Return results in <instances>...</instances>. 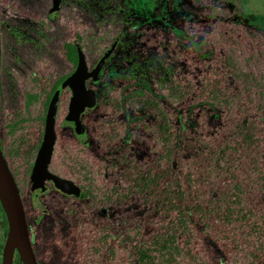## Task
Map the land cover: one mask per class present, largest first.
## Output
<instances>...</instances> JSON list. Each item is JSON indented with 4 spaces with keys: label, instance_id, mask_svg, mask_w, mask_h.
Returning <instances> with one entry per match:
<instances>
[{
    "label": "rangeland",
    "instance_id": "rangeland-1",
    "mask_svg": "<svg viewBox=\"0 0 264 264\" xmlns=\"http://www.w3.org/2000/svg\"><path fill=\"white\" fill-rule=\"evenodd\" d=\"M190 1L196 8L188 13L185 6L186 11L196 16L189 17L186 25H191L188 34L194 38L190 46L184 39L180 43L179 99L173 82L153 85L161 99L146 95L164 114L179 103V137L173 139L170 132L168 140L167 134L156 133L161 123L155 131L134 122L132 175H122L128 181L124 180L127 192H121L127 198L122 213L129 218L118 226L98 221L78 236L63 228L51 234L52 228L47 230L45 225L33 246L39 264H264V0ZM60 17L73 18L74 26L79 19ZM82 20V47L90 66L95 53L88 34L94 27ZM119 29L111 27L107 40ZM64 38L60 35L54 41L55 48ZM119 89L112 90V100L99 102L95 111H86L82 118L91 147L76 146L70 131L56 123L50 170L75 181L93 175L92 181L100 184V202L108 192L104 173L111 170L99 161L109 148L95 135L98 126L93 121L97 112L115 108ZM20 95L16 93V100L0 97V144L9 151L19 150L20 161L11 159V167L26 201L28 152L42 132L43 98L25 115L19 112ZM66 104L62 97L58 116ZM68 153L81 163H72ZM113 205L118 210V204ZM244 218L252 224H244ZM6 227L0 210V247Z\"/></svg>",
    "mask_w": 264,
    "mask_h": 264
},
{
    "label": "flooded vegetation",
    "instance_id": "flooded-vegetation-1",
    "mask_svg": "<svg viewBox=\"0 0 264 264\" xmlns=\"http://www.w3.org/2000/svg\"><path fill=\"white\" fill-rule=\"evenodd\" d=\"M185 6L190 9L188 13L192 11V7L196 8L190 0H0V86L4 87L0 90V97L4 95L16 100V93H21L19 100L21 99L23 104L19 112L25 115L40 96L43 98L40 118L42 132L36 145L28 152L31 162L27 174L29 186L26 201L21 198L15 171L11 167V159L14 162L20 161L16 157L19 150L11 148L12 151H9L0 144V151L19 191L36 264L39 262L33 250L34 241L37 232L41 233L45 225L47 230L52 228L51 234H58L57 229L63 228L67 234L78 236L94 228L98 221L118 226L123 219L129 218L126 213H122L121 206L123 201L127 202V198L121 192H127L122 175L126 178L132 175L134 122H142L143 127L153 130L156 124L161 123L162 128H157L158 132L155 129L156 133L167 134L164 139L168 140L170 132L173 139L176 135L179 137V103L168 108L164 114L163 110L156 108L155 102L148 101L146 95L161 99L163 96L158 94L153 85L169 86L173 82L177 84L173 93L176 95V101L179 99L180 43L184 39L188 46L191 45L194 36L188 32L192 27L186 23L191 22L189 17L196 16L188 14ZM60 16H77L79 19L74 26V22L70 21L73 18L64 20ZM83 17L89 26L94 27L89 29L88 34L94 44L92 49L95 53L90 66L88 54L82 47ZM194 19L196 20V17ZM114 26H119L120 29L112 40H107L108 32ZM56 29L58 35H55L54 39L53 32H56ZM60 35L65 38L58 49L55 48L54 41L60 40ZM198 39L199 43H202V37ZM106 40L107 43L102 45ZM80 55L86 66V73L90 75L95 72L84 82L85 89L94 94V107L85 109L80 116V125L85 136L83 144L77 141L75 133L66 124L73 95L66 81L76 70ZM53 59H58V64H53ZM59 70L63 72H58ZM117 86L120 89L115 108L109 112H97L93 121L98 126L95 135L103 147L109 148L99 161L111 170L104 173L103 181L108 192L103 194L106 197L100 202L99 189L97 190L100 184L92 181L93 175H88L87 181H75L50 170L57 142L56 123L59 122L63 130L70 131L76 146L85 149L91 147L87 126L82 118L86 111H95L99 102L112 100V90ZM54 95L59 99L55 114V140L48 170L52 175L72 182L80 191L81 197L71 195L73 192L64 195L59 188L46 182L49 191L40 198L44 205L43 212L36 204L30 177L43 139L48 106ZM62 97L67 101L66 109L58 116ZM171 115L174 116L173 120ZM158 139L160 140L161 136H158ZM140 148L141 144L134 149L138 151ZM68 155L67 158L72 163H81L76 157L69 153ZM113 204H118V210ZM15 257L17 258L16 254L14 259Z\"/></svg>",
    "mask_w": 264,
    "mask_h": 264
},
{
    "label": "water",
    "instance_id": "water-1",
    "mask_svg": "<svg viewBox=\"0 0 264 264\" xmlns=\"http://www.w3.org/2000/svg\"><path fill=\"white\" fill-rule=\"evenodd\" d=\"M94 73L90 75L86 73V66L80 55L76 70L66 81V85L73 93L66 124L75 133L77 141L82 144L85 143V136L80 125V116L85 109L94 107V94L92 91L85 89L84 82L93 76ZM58 99V96L54 95L49 103L43 139L30 177L36 204L43 212H45L44 205L40 202V198L49 191V186L45 184L46 182H49L52 187L59 188L64 195L67 192H73L71 195H75L78 198L81 197L80 191L72 182L52 175L48 170L55 140V114ZM0 207L4 213L7 225L6 237L1 249L0 264H13L14 254L17 255L20 264H36L27 234L19 191L1 151Z\"/></svg>",
    "mask_w": 264,
    "mask_h": 264
},
{
    "label": "trees",
    "instance_id": "trees-1",
    "mask_svg": "<svg viewBox=\"0 0 264 264\" xmlns=\"http://www.w3.org/2000/svg\"><path fill=\"white\" fill-rule=\"evenodd\" d=\"M242 3H243V4H244V3L246 4L247 1H246V0H242ZM0 210H1V212L3 213V211H2L1 208H0ZM243 223H244V224H247V225H248V224H252L250 219L247 220V219H245V218L243 219ZM0 249H1V247H0ZM14 263H15V264H17V263L19 264V262H18V260H17L16 257H15V259H14Z\"/></svg>",
    "mask_w": 264,
    "mask_h": 264
}]
</instances>
